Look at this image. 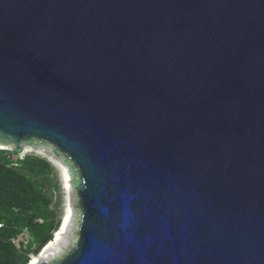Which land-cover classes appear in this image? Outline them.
I'll list each match as a JSON object with an SVG mask.
<instances>
[{"label":"water","instance_id":"obj_1","mask_svg":"<svg viewBox=\"0 0 264 264\" xmlns=\"http://www.w3.org/2000/svg\"><path fill=\"white\" fill-rule=\"evenodd\" d=\"M34 141L81 212L39 264H264V0H0V151Z\"/></svg>","mask_w":264,"mask_h":264},{"label":"trees","instance_id":"obj_2","mask_svg":"<svg viewBox=\"0 0 264 264\" xmlns=\"http://www.w3.org/2000/svg\"><path fill=\"white\" fill-rule=\"evenodd\" d=\"M35 154L0 151V264H28L60 226L59 186Z\"/></svg>","mask_w":264,"mask_h":264},{"label":"rangeland","instance_id":"obj_3","mask_svg":"<svg viewBox=\"0 0 264 264\" xmlns=\"http://www.w3.org/2000/svg\"><path fill=\"white\" fill-rule=\"evenodd\" d=\"M23 144V143H22ZM25 145V144H24ZM24 147H30L31 150L24 151L25 154H35L43 159H46L52 166L56 180L59 186V209L60 214L63 216L66 212V208H68V203L71 202L72 207V217L69 218L66 225L63 226L64 232L63 235L60 236L58 242H56L52 248L47 252L51 257L49 261L52 259H58L69 253L72 250L75 243L77 242V231L79 228V221L81 218V212L78 207H76L78 203V197L76 195V186L70 183V190L68 191L66 186H64V180L62 176L63 168H67V172L70 174V161L64 158L61 155L54 154V148L48 144H43L38 141H34L31 145H25ZM12 152V151H11ZM24 155L20 156L22 158ZM66 162V163H65ZM72 180V179H71ZM74 180V179H73ZM75 180L78 181V177H75ZM61 216V218H62ZM75 216V217H74ZM58 232V231H57ZM56 232V233H57ZM55 233V234H56ZM54 234V235H55ZM53 235V237H54Z\"/></svg>","mask_w":264,"mask_h":264},{"label":"bare ground","instance_id":"obj_4","mask_svg":"<svg viewBox=\"0 0 264 264\" xmlns=\"http://www.w3.org/2000/svg\"><path fill=\"white\" fill-rule=\"evenodd\" d=\"M1 149H8L5 147H0ZM9 150V149H8ZM26 150H31L30 147H24V151ZM62 176H63V180H64V186H66L67 190H70V176L69 173L67 172V168H63V172H62ZM72 207H71V202L68 203V208H66V212L65 214L62 216L61 221L62 224L58 229V232L54 235L52 241L46 245V247L42 250V252L39 254V256H33L31 257L30 261L28 262V264H39L40 262H49V260L51 259V257L48 255L49 253H47L52 246L58 242V240L60 239V236L63 235L64 232V228L63 226L66 225V223L68 222L69 218L72 217ZM75 217V216H74ZM65 234V232H64Z\"/></svg>","mask_w":264,"mask_h":264},{"label":"clouds","instance_id":"obj_5","mask_svg":"<svg viewBox=\"0 0 264 264\" xmlns=\"http://www.w3.org/2000/svg\"><path fill=\"white\" fill-rule=\"evenodd\" d=\"M27 154H28V153H27ZM25 155H26V154H25ZM54 234H55V233H54ZM54 234H53V235H54ZM49 243H50V242H49ZM49 243H48V244H49ZM31 257H33V256H31Z\"/></svg>","mask_w":264,"mask_h":264}]
</instances>
